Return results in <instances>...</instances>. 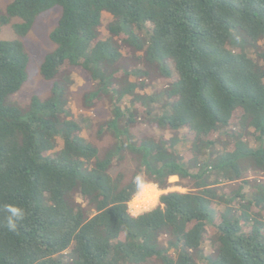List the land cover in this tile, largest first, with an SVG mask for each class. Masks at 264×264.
<instances>
[{
  "label": "trees",
  "instance_id": "obj_1",
  "mask_svg": "<svg viewBox=\"0 0 264 264\" xmlns=\"http://www.w3.org/2000/svg\"><path fill=\"white\" fill-rule=\"evenodd\" d=\"M54 7L39 67L51 94L22 106L12 96L28 79L23 39ZM6 25L16 38L0 40V206L26 216L10 233L0 211V264H264V183L244 177L264 175V0H14ZM149 66L161 85L139 94ZM73 67L95 82L88 103H111L103 153L81 136L92 118L72 114ZM140 118L173 135L135 137ZM126 155L132 171L112 174ZM137 173L187 191L133 216Z\"/></svg>",
  "mask_w": 264,
  "mask_h": 264
},
{
  "label": "rangeland",
  "instance_id": "obj_2",
  "mask_svg": "<svg viewBox=\"0 0 264 264\" xmlns=\"http://www.w3.org/2000/svg\"><path fill=\"white\" fill-rule=\"evenodd\" d=\"M13 1L14 0H0V12L5 11L7 5ZM60 14L61 10L58 7H54L53 9L40 14L36 18L27 36L23 39L25 50L29 55V62L27 66L28 79L26 80L22 88L12 96V100L22 106L27 105L33 96H37L40 99H45L48 98L51 94L53 82L47 81L42 78L39 72V67L44 56L53 48V45L49 39V34L57 25ZM103 16L104 20L110 18V15L107 13H105ZM15 21L16 20H14L13 22ZM101 33L104 36L107 35L105 27L101 28ZM15 38L16 35L9 25L0 27V40H13ZM121 53L125 59H123L124 65L131 67H134L136 65V63L133 62L130 58L131 51L126 46H123L121 48ZM141 54L142 52L136 53V55ZM141 67L147 68L146 63L141 64ZM148 70L149 76L147 80L150 82L149 86L144 90L138 91L139 94L150 95L153 90H158L159 86L161 85L160 81H156L157 77L154 73L156 72V70L154 68H151L150 66ZM69 75L73 82L69 88L68 96L72 114L74 116H78L81 113H84L92 118L91 130H84L81 136L96 145L101 151L100 153H103V151L110 144L114 143L113 138L109 134L98 135L99 127L111 115V103L106 97H102L99 100L88 103L86 99L87 95L92 92L96 88V86L95 82L92 80L90 74L87 71H85L81 67H73L70 69ZM140 80L142 79L140 78ZM129 81L135 82L139 80H136L134 77H129ZM125 105H128V103H125ZM131 132L137 138L157 137L159 132H163L164 136L167 138L173 135V133L168 130H157L146 120V118H140L133 125ZM177 149H179V146L177 147ZM134 164L135 163L133 162L131 156L126 155L122 165L120 167L112 168L111 173L114 174L118 170H124L126 173H130L132 171V168L134 167ZM244 177L249 181L256 179L264 183V175L255 174L253 171H247ZM178 181L179 179L177 177H172L169 180V182L173 184L172 187L165 191H161L157 188L158 196L154 200L143 199L133 202L132 199L128 204L130 214L136 216L142 212L154 208L158 203L159 196L162 193L169 191L186 192V188L177 185ZM245 189L247 190L248 187H246Z\"/></svg>",
  "mask_w": 264,
  "mask_h": 264
},
{
  "label": "clouds",
  "instance_id": "obj_3",
  "mask_svg": "<svg viewBox=\"0 0 264 264\" xmlns=\"http://www.w3.org/2000/svg\"><path fill=\"white\" fill-rule=\"evenodd\" d=\"M134 186L133 202L143 199H155L158 196V189L155 184L148 181L143 173H137L133 179ZM0 211L5 213L4 226L10 233H15L18 226L23 222L26 211L23 207L16 204H4L0 206Z\"/></svg>",
  "mask_w": 264,
  "mask_h": 264
},
{
  "label": "bare ground",
  "instance_id": "obj_4",
  "mask_svg": "<svg viewBox=\"0 0 264 264\" xmlns=\"http://www.w3.org/2000/svg\"><path fill=\"white\" fill-rule=\"evenodd\" d=\"M147 199V198H146ZM149 200V199H148Z\"/></svg>",
  "mask_w": 264,
  "mask_h": 264
}]
</instances>
